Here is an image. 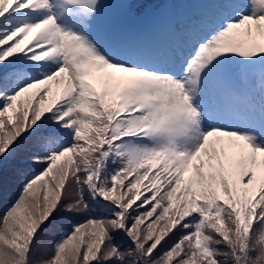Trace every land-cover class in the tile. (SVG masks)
<instances>
[{
    "label": "snow or ice",
    "instance_id": "obj_1",
    "mask_svg": "<svg viewBox=\"0 0 264 264\" xmlns=\"http://www.w3.org/2000/svg\"><path fill=\"white\" fill-rule=\"evenodd\" d=\"M105 7L0 0V165L42 166L0 213V264H264V0L162 13L149 51L102 43ZM61 213L84 222L34 259Z\"/></svg>",
    "mask_w": 264,
    "mask_h": 264
},
{
    "label": "rangeland",
    "instance_id": "obj_2",
    "mask_svg": "<svg viewBox=\"0 0 264 264\" xmlns=\"http://www.w3.org/2000/svg\"><path fill=\"white\" fill-rule=\"evenodd\" d=\"M174 1L176 2L177 0ZM102 2L106 5L102 10V15L108 18L116 17L122 22V25L116 31H113L114 33L109 39L102 40L103 43H123L146 51L150 43H156L158 47H162L171 43L174 39L171 29L159 22L162 13L179 12L184 17H189L201 11H206L207 8L205 6L209 5L211 0H191L185 6H176L177 4H173V0H164L167 8L161 10L160 13L153 12L151 9L140 17L135 14H129L125 9L115 7L123 0H102ZM131 20L138 24H132ZM237 83L241 90L245 87L243 81H238Z\"/></svg>",
    "mask_w": 264,
    "mask_h": 264
},
{
    "label": "trees",
    "instance_id": "obj_3",
    "mask_svg": "<svg viewBox=\"0 0 264 264\" xmlns=\"http://www.w3.org/2000/svg\"><path fill=\"white\" fill-rule=\"evenodd\" d=\"M180 1L181 0H177L175 2L173 0V4H176ZM135 2L140 5V7L133 11L137 17H140L148 10L152 9L153 11H159L166 7L164 0H135ZM41 167V165H35L30 162L21 163L17 158L12 157L3 161L2 165H0V213L10 206L16 198H18L22 191L23 185ZM37 188H40L39 184L37 185ZM58 219L61 221V227L54 232L46 231L44 233L42 241L38 242L34 259H45L50 256L53 243L60 238L62 233L70 232L74 222H84V217L82 215H71L67 213H61V216L58 217ZM172 239L175 240L176 237H173ZM117 243L120 244L123 249L126 248L130 242L125 235L118 234ZM171 243L172 240L169 241V244ZM165 248H167V245H165ZM161 251H163V249H161ZM126 264H130V258Z\"/></svg>",
    "mask_w": 264,
    "mask_h": 264
},
{
    "label": "bare ground",
    "instance_id": "obj_4",
    "mask_svg": "<svg viewBox=\"0 0 264 264\" xmlns=\"http://www.w3.org/2000/svg\"><path fill=\"white\" fill-rule=\"evenodd\" d=\"M105 18H108V17H105ZM112 21H114V25H113V28H112V31H111V34L104 37L102 40L104 41L105 39H109L112 34L114 33L113 31H116L121 25H122V22L120 20H118L116 17H110L108 18ZM102 41V43H103ZM123 44V43H121ZM125 45V44H124ZM128 46V45H127ZM129 47H132V46H129ZM155 48H158L157 44L156 43H150L149 46L147 47V50L146 51H149V50H152V49H155Z\"/></svg>",
    "mask_w": 264,
    "mask_h": 264
}]
</instances>
